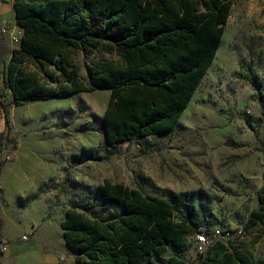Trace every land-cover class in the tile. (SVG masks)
<instances>
[{
  "label": "rangeland",
  "instance_id": "rangeland-1",
  "mask_svg": "<svg viewBox=\"0 0 264 264\" xmlns=\"http://www.w3.org/2000/svg\"><path fill=\"white\" fill-rule=\"evenodd\" d=\"M231 3L214 60L173 131L120 147L107 146L103 138L108 90L15 107L2 60L0 185L8 217L0 235L11 257L0 255V264H69V256L57 252L64 242L59 223L68 206H86L87 188L104 180L167 199L177 213L188 203L210 242L217 230L222 242L264 258V237L256 241V230H244L263 185L264 0ZM93 56H76L81 75ZM82 153L81 160L72 159ZM8 155L11 161L4 164ZM0 221L1 229V214ZM197 233L182 249L169 247L145 264H166L171 255L200 264L206 249L196 242ZM58 257L65 259L60 263Z\"/></svg>",
  "mask_w": 264,
  "mask_h": 264
},
{
  "label": "trees",
  "instance_id": "trees-1",
  "mask_svg": "<svg viewBox=\"0 0 264 264\" xmlns=\"http://www.w3.org/2000/svg\"><path fill=\"white\" fill-rule=\"evenodd\" d=\"M231 0H15L22 35L5 84L15 107L108 90L101 127L106 145L171 132L211 66ZM94 53L85 75L76 56ZM264 153V148H263ZM74 156V161L82 158ZM67 207L59 229L77 264H145L180 250L202 227L167 199L104 180ZM1 227V221H0ZM245 231L264 237L263 185ZM1 255V254H0ZM166 264H185L169 256ZM200 264H264L217 240Z\"/></svg>",
  "mask_w": 264,
  "mask_h": 264
},
{
  "label": "crops",
  "instance_id": "crops-1",
  "mask_svg": "<svg viewBox=\"0 0 264 264\" xmlns=\"http://www.w3.org/2000/svg\"><path fill=\"white\" fill-rule=\"evenodd\" d=\"M14 1L15 0H0V30H1L2 27L6 26L9 29L8 33H11V32L17 33L19 35V38H20V41H21L22 30H21V28H19L16 25L15 13H14V9H13ZM0 34H1V32H0ZM19 46H20V42L18 44H16V45H13V44L10 43V41H9L7 36L0 35V66L2 64V60L3 59L5 61V66H7V64L9 62V59H10V56H11L12 49L19 48ZM0 69H1V67H0ZM5 77H6V75H4V78ZM7 91H9V94H10V97H11V93H10V90L8 88H7ZM11 99H12V97H11ZM168 133H170V132H168ZM162 135H165V134H157V135L149 136L147 138L156 137V136H162ZM103 138H104V135H103ZM104 142H105V140H104ZM133 142H124V143L131 144ZM124 143H121L119 145L121 146ZM105 144H106V142H105ZM119 145H117V146L120 147ZM18 180L17 179L15 180V184H16V187L19 190H21V188L24 187L23 186V182H22L21 178H18ZM124 185L127 186L126 184H124ZM128 187L132 188L131 186H128ZM1 188H2V192H3L4 191L3 187L1 186ZM18 192H20V191H18ZM3 195H4V198H5L4 192H3ZM0 212H1L0 214H1V219H2V228L0 229V231H2V233H4V231H3V229H4V220H5V218L8 217V212L6 211L4 203H3V206L0 209ZM64 243L65 242H63V240L61 239V243L58 244L60 246L59 251H57V250L56 251L61 253V254H63V255L64 254L68 255L69 257H68V261L67 262H69V264H77L76 261H75L74 254L70 251V249ZM8 247H9L8 245L5 247L4 254L2 255V259H8L9 257H11ZM53 258L55 259V261H57L55 254H54ZM57 263H58V261H57Z\"/></svg>",
  "mask_w": 264,
  "mask_h": 264
},
{
  "label": "built area",
  "instance_id": "built-area-1",
  "mask_svg": "<svg viewBox=\"0 0 264 264\" xmlns=\"http://www.w3.org/2000/svg\"><path fill=\"white\" fill-rule=\"evenodd\" d=\"M9 29L4 26L1 28L0 32H1V35L2 36H7L10 43L13 44V45H16L20 42V38H19V35L15 32H11V33H8ZM11 161V156H5L4 159H3V163H8ZM2 165V163H0V166ZM1 168V167H0ZM2 201H3V192H2V188L0 186V209H1V204H2ZM1 213V212H0ZM207 233H208V230L206 227H200L199 228V231L198 233L196 234V242L205 247V249L209 246H212L214 244L215 241L219 240L218 237H220V234L219 232L216 230L213 232V237H214V242H210L207 238ZM21 240L22 241H26L27 240V237L26 236H22L21 237ZM6 240L3 238V236L0 235V254L3 255L4 254V249L6 247ZM65 258L63 257H58V260L60 263H62L64 261Z\"/></svg>",
  "mask_w": 264,
  "mask_h": 264
}]
</instances>
